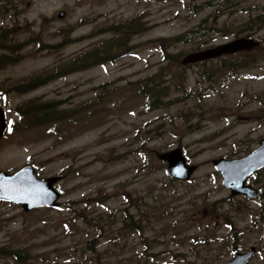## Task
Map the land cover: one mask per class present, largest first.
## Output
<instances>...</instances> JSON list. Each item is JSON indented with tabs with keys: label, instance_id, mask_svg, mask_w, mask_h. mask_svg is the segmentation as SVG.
I'll return each mask as SVG.
<instances>
[{
	"label": "rangeland",
	"instance_id": "rangeland-1",
	"mask_svg": "<svg viewBox=\"0 0 264 264\" xmlns=\"http://www.w3.org/2000/svg\"><path fill=\"white\" fill-rule=\"evenodd\" d=\"M205 3L12 0L10 11L0 13V27L9 31L0 32V43L9 48L0 57H11L0 60V90L11 119L21 109L17 120H26L31 108L24 105L35 100L43 107L58 104L70 118L23 129L0 148L1 171L22 169L31 159L41 177L65 175L57 209L26 214L0 203L1 250L27 252L26 264H227L255 246L250 264H264V198L253 203L232 197L213 165L215 159L246 156L264 138V56L243 53L226 60L234 73L219 69V61L181 69L188 54L245 34L240 25L218 32L193 29L205 13L192 16L187 6ZM241 4L257 8L251 37L263 50L264 19L256 18L264 15V0ZM140 15L149 30L116 62L18 89L108 42L115 37L111 27ZM234 19L242 23L247 15L241 11ZM184 34L188 43L171 41ZM162 43H172L168 53L179 63L164 59ZM247 56L257 58L243 66ZM161 70V85L170 93L165 101L172 103L150 108L137 83ZM103 85L104 91L97 89ZM33 87L39 89L23 92ZM176 148L198 167L187 182L172 180L167 163L157 157ZM249 183L264 191V170ZM127 214L139 230L126 231ZM0 264L20 263L0 255Z\"/></svg>",
	"mask_w": 264,
	"mask_h": 264
},
{
	"label": "water",
	"instance_id": "water-1",
	"mask_svg": "<svg viewBox=\"0 0 264 264\" xmlns=\"http://www.w3.org/2000/svg\"><path fill=\"white\" fill-rule=\"evenodd\" d=\"M66 12L58 16L63 19ZM254 46V43L245 39L235 40L212 49L187 55L183 65L196 64L209 59L219 58L224 55L236 53ZM1 97V96H0ZM7 127L6 111L0 102V137ZM158 159L168 164L167 173L173 180L189 181L197 170V166L189 165L181 148L159 153ZM215 169L221 173L222 184L229 189L233 196L244 195L248 199H256L259 192L246 185L247 179L264 168V140L260 146L247 157L238 160L225 158L213 161ZM60 177L39 179L32 167H24L15 174H0V199L21 205L26 212L40 207L56 208L60 206L61 194L56 191L55 184L60 182ZM254 249L248 254H236L229 264H248Z\"/></svg>",
	"mask_w": 264,
	"mask_h": 264
},
{
	"label": "flooded vegetation",
	"instance_id": "flooded-vegetation-1",
	"mask_svg": "<svg viewBox=\"0 0 264 264\" xmlns=\"http://www.w3.org/2000/svg\"><path fill=\"white\" fill-rule=\"evenodd\" d=\"M93 1H100V0H93ZM205 1H206V3H205L204 8L203 7H200L198 4H195L194 7L192 5H190V4L187 6V10L190 11V13H191L192 16L194 15L195 17H197V16L202 15L203 13H205V15L202 18L201 22L198 25H196L197 27H195L193 29H195L197 31L199 29L200 31H205V32H212V31L218 32L220 30L218 28L223 27V26H227V27L229 26L231 28L234 25L236 27L240 25L241 27L243 26L240 31H242L245 34L244 35H241V36L238 35L237 38H235L233 41L239 40V39H245L247 41L253 42L254 43V46L251 47V48H249V49H245V50H242V51H239V52H236V53H232V54H228V55H225V56H221L219 58L209 59V60H206V61H202L201 64L202 63L213 64L212 62H215V61H219V63H220L221 61H226V60L233 59L234 57H238L240 54H243V53L249 54L250 56H251V54H255L254 56H256V55L257 56H259V55H263L264 56V48H263V50L260 49L259 42H257L256 40H254L251 37V35H253L251 33V31L254 29V27H253L254 26V16H253V13L255 11L257 12V8H254L253 6H250V8L249 7L240 8V6L243 5L241 3H245L246 1H249V0H205ZM207 1H209V2H207ZM11 4H12V0H0V13H3V12L4 13H7V12H9L10 11L9 10V7L11 6ZM241 11H242V13H246L247 20L246 21H243L242 23H239V20L238 19H234L233 20V18L237 14H239ZM257 17H263V19H264V15L263 14L262 15H259ZM141 19H142V15L137 16V17L131 19L127 23H122V24H119L118 25L119 28H120V35H122V37H125V38L127 37V28H130V35H129V40L130 41H129V43H131L136 36H138L139 34H142V33H139V31L142 28V25L144 23L143 20L141 21ZM224 19H226V20L224 21ZM229 19H232L233 21H231ZM256 20H257V18H256ZM150 26L151 25L147 24V27H150ZM5 27L6 26L0 27V32L1 33H9L8 29L5 28ZM111 28H113V27H111ZM193 31L194 30H191L189 32H193ZM189 40H190V36H189ZM124 41L125 40L123 39L121 43H123ZM233 41H230L228 43H231ZM225 44H227V43H225ZM221 45H224V44H221ZM221 45H218V46H221ZM131 47H135V49H136L138 47V45L137 44L136 45H132ZM215 47H217V46H214V47H211V48H208V49H212V48H215ZM7 48H8V46L6 44H4V43L1 44L0 43V51H3V53H5L6 50H7ZM208 49H205V50H208ZM205 50H202V51H205ZM198 52H200V51H198ZM194 53H197V52H194ZM191 54H193V53H191ZM254 58H257V57H254ZM254 58H250V57L247 56V58L243 60V61H245L243 63V66H247V65L250 64V62H254L255 61ZM2 59L5 62V61H7V59H11V57H9L8 55H1L0 60H2ZM239 60H242V59H239ZM198 64H200V63H198ZM191 65H186V67H189ZM37 89H39V88L33 87V89L23 90V92H26L27 91L28 93H31V92H33V91H35ZM195 93L196 92H194V94ZM198 94H199V92H198ZM0 96H1L0 97L1 107H2V109H4L6 111V117H7V127H6L3 135L0 137V148L2 146H4V145H7L8 144V140H9V138L12 135H15L17 132H19V131H21L23 129H27V128L28 129L29 128L30 129L31 128L33 129V128L44 127V126L48 125L47 122H40V121H33L32 120L31 114H32V110L34 108H36V106H37V104H35L36 103V100L35 101H32V104L28 103V104H25L24 105V107H26V109H30L31 108V111L28 110L29 112H25V113H28L29 116H26L24 114L27 119L24 120L23 122H21V121H19L17 119L19 117L21 119L23 118L22 117V113H23L22 110L21 109L20 110H15L18 118L17 119H14V118L11 119L10 113H9L8 109L5 107V104H4V101L6 99L5 93L3 91H1V90H0ZM262 140H264V138L259 140L258 147L260 146V142ZM256 149H254L253 151H255ZM252 152H250L249 154H251ZM249 154H247L244 157H247ZM244 157H242V158H244ZM242 158H238V159H242ZM238 159H234V160H238ZM227 160H229V159H227ZM23 167H32L35 170V173H36V175H37L38 178L45 179V177H41L39 175L38 165H37V163L34 160L29 159V161ZM263 170H264V168L260 169L256 173H253L247 179V181H246V185L251 186L253 189H255V190H257L259 192V196L256 199H253V200L252 199H248L244 195H235V196H233L232 193L230 192L231 193V196L232 197H242L243 199H246L249 202H253V203L260 202L264 198V191L261 188H258V187L253 186L249 182L251 181V179L254 176L260 175V173ZM17 171L18 170H5V171L4 170L3 171L0 170V174L6 173V174H9V175H12V174H14ZM50 177H61L62 178V180L55 185V188L59 191L58 185L64 180L65 175L59 174V175L50 176ZM46 178H49V176H47ZM60 193H61V195L63 194L62 192H60ZM0 203H4V204H7V205H11L13 207H16L17 209L23 211L26 214L38 210V209H35L33 211L26 212L21 205H16L13 202L6 201V200H3V199H0ZM39 209H44V208H39ZM204 214H207V212L204 211ZM200 227H202V226H200ZM206 228L208 230H210L209 227H206ZM3 249H8V248H3ZM252 249H254V254L251 256V258H250V260L248 262V264H250L251 261H252V259L254 258V256H256L257 253H258V248H256L255 246L254 247H251L249 250H246L244 252H237V253L234 254V256L236 254H238V253H240V254H248V253H250L252 251ZM8 250H10V249H8ZM233 257L231 258V260L233 259ZM229 262L227 264H229Z\"/></svg>",
	"mask_w": 264,
	"mask_h": 264
},
{
	"label": "trees",
	"instance_id": "trees-1",
	"mask_svg": "<svg viewBox=\"0 0 264 264\" xmlns=\"http://www.w3.org/2000/svg\"><path fill=\"white\" fill-rule=\"evenodd\" d=\"M262 20L263 17H257V20ZM150 27H147L145 23H143L142 28L140 29L139 33H145L149 30ZM111 32L115 34V37L108 40V42H103L99 44L97 47L95 46L92 50H87L86 52L68 60L65 64L58 67L56 72L54 74H49L50 77L42 76L39 79H33L31 81H27L24 84H21L19 88L28 89L27 86L30 84L37 83L39 81L47 80V83L50 81H53L54 79H57L61 76L67 75L68 73L73 72L76 69H89L97 66H104L109 63L116 62L122 55L127 54L129 49H132L129 46V35H130V28H127V37H122L120 35V28L119 26H115L113 28H110ZM125 40L123 43L122 40ZM174 42H186L189 41V36L187 34L178 36L176 38L171 39V41ZM57 46H51L50 48H56ZM172 47V43L166 45V43L161 44V49L163 52V57L169 62H177L179 63L180 60L178 59V56H172V54L168 53V48ZM206 63H200L198 65L205 66ZM181 69H184V66L179 65ZM233 67V68H232ZM227 68L229 72L234 73V65L232 63H226L225 61H221L219 63V69ZM204 70L201 71L203 73ZM165 73L163 70L159 71V73H156L143 81H140L137 83L139 87L141 88L142 95L147 99V106L150 108H162L170 105L172 102H166L165 98H167L170 93L169 88L167 86L161 85V82L164 81L166 78L164 77ZM209 75V74H207ZM97 89L105 90V86H101ZM191 94V93H190ZM195 94H198L196 92ZM192 95V94H191ZM98 98L95 99L96 103L98 104L103 100L104 97L108 96L107 93H104V95L98 94ZM189 96V95H188ZM38 112V113H37ZM63 113V116L61 118V115ZM67 112H60L58 109V104L56 103H46L43 107L42 104H37L36 108L32 110V120L33 121H40V122H47L48 124L52 122H58L62 120L70 119L69 117H66ZM26 116H29L28 113H25ZM25 116V119H27ZM125 229H138L139 230V224H136L133 217L130 214H127V219L125 221ZM135 231V230H134ZM95 245L91 246V249H93ZM0 255L6 256L8 258H13L15 262L20 264H26L28 259L27 252L19 251V250H8L3 249L0 250Z\"/></svg>",
	"mask_w": 264,
	"mask_h": 264
}]
</instances>
